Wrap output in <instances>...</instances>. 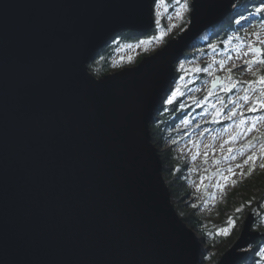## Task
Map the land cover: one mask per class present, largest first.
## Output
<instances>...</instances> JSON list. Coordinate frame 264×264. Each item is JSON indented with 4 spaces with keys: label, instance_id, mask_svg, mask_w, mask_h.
Returning <instances> with one entry per match:
<instances>
[{
    "label": "water",
    "instance_id": "1",
    "mask_svg": "<svg viewBox=\"0 0 264 264\" xmlns=\"http://www.w3.org/2000/svg\"><path fill=\"white\" fill-rule=\"evenodd\" d=\"M237 1L200 0L186 30L98 77L115 35L156 26L154 0H0V264L202 263L150 127L176 63ZM259 207L217 264L264 235Z\"/></svg>",
    "mask_w": 264,
    "mask_h": 264
},
{
    "label": "rangeland",
    "instance_id": "2",
    "mask_svg": "<svg viewBox=\"0 0 264 264\" xmlns=\"http://www.w3.org/2000/svg\"><path fill=\"white\" fill-rule=\"evenodd\" d=\"M178 10L179 6L174 0H164V3L155 4L154 6L156 20L154 33L141 36L136 34L139 32L125 31L121 34L120 36H123L119 38L122 41L121 48L118 47L115 51L117 53H114L116 60L113 58L115 63L112 69L119 68L118 66L122 65L125 67L136 65L143 57L162 48L166 44L165 40L167 38L171 39L173 34L180 31L182 33L186 30L190 15L185 16L184 21H181L176 15ZM157 12L159 15H157ZM258 15L254 10L249 11L243 16L247 19L241 20L240 23L235 22L237 29L232 31L227 39L213 43L217 45L216 51L209 56L201 54L200 51L198 54L184 58L175 65L176 72L181 71V76L178 77L164 101H166L167 106H170L167 100L171 93L179 87L183 95H178L173 103L179 101L186 108L192 107L193 103V110L190 109L188 116L187 114L184 115L179 123L166 131L168 135L172 132H178L175 138L164 139L160 144L154 142L162 157L164 154H170L173 159H177V162L174 161L175 163L173 162L171 165L173 168L166 173V178L175 189L173 198L180 215L187 211H194L195 214L202 216L208 223L214 222L219 225L220 206L226 204L233 191L239 188V181L242 182L241 184L244 187L253 189L260 187L259 173L264 171L259 167L260 164L264 163V151L261 150V146L264 145V111H248L251 102H254L255 97L260 94L259 85L256 86V91L248 93L250 101H244L237 98L243 97L245 95L244 89L249 86L247 84L238 85L231 92H225L224 88L228 86V81L223 79L229 75L228 69H232L231 75L237 81L255 80L258 75H264V65L254 64L249 70L244 64V60L252 59V56L251 54L248 56L243 55L244 52L248 51V41H256L257 39L253 33H259L260 39H264V19L260 20L262 23L259 25ZM239 19L240 17L236 21ZM172 25H175V27H172ZM161 32H166L162 40H155L148 45H139V41L159 36ZM238 32L244 33L238 35ZM130 36L133 38L128 39ZM216 39L221 38L213 34L211 27L198 37L200 43L193 42L186 50L192 51L200 47L204 48L206 44L212 43ZM229 39H231L230 43H224ZM142 55L143 57L140 59ZM238 55L241 57L240 59L236 58ZM220 61L225 62L223 68L220 67ZM126 64L129 65L126 66ZM181 64H184V69L180 68ZM209 65L211 67L207 72L192 71L196 67L208 68ZM123 68L121 67V69ZM121 69H117V71ZM217 75H221L222 80L225 82L222 86L212 89L211 81ZM209 89L213 92L211 96H208ZM233 100L242 107L236 109V116L232 119H226L225 117L229 111L235 107L232 103ZM196 101H199V103ZM213 105L216 108H213ZM200 106L206 108L197 112ZM216 109L221 110V116L214 121ZM241 111L243 112L244 123H241ZM256 117L261 119L255 121V127L253 128L252 122ZM184 121H189V123L185 124ZM249 128H252V130L248 131ZM250 141L252 147L248 148L246 145ZM230 149L231 151H229ZM252 155H255L257 159L245 164L244 161ZM253 163L256 167L249 175L248 170ZM238 165L242 167H237ZM229 169H232V171L230 172ZM241 173H244V175H241ZM217 184H220L221 187H217ZM262 205L264 207V202L261 203L259 210L262 209ZM238 208L243 209L244 206ZM259 213L258 211V215ZM231 217L233 218V216ZM263 219L264 216H262ZM235 220L236 225L230 230L229 235L234 234L233 232L239 228L238 220ZM218 233L220 232L218 231ZM262 256L264 257V255Z\"/></svg>",
    "mask_w": 264,
    "mask_h": 264
},
{
    "label": "trees",
    "instance_id": "3",
    "mask_svg": "<svg viewBox=\"0 0 264 264\" xmlns=\"http://www.w3.org/2000/svg\"><path fill=\"white\" fill-rule=\"evenodd\" d=\"M262 0H238L235 3V7H233V11L231 14H229L223 21H221L219 24L214 25L212 27L213 34L218 35L221 39H216L212 41V43L206 44L203 47L194 49L192 51L186 50L181 57V60L184 58H188L193 56V54H198L201 51V54H204L205 56H209L214 51H216L213 48H210L209 45L213 44L217 41L225 40L227 39L228 35L237 29L235 22L238 17L245 16L249 11H253L256 7L260 5ZM264 19V13H261L258 15V21L259 25L262 23L260 20ZM189 23V22H188ZM188 23L186 26H188ZM256 25V24H255ZM155 27L146 33H134L140 34L141 36H147L155 32ZM125 31L119 32L117 35L114 36V38L108 43L107 46L102 48L96 58L89 64L90 71L95 74L98 77H102L108 73H112L117 71V69H121V67L125 66H118L119 68L112 69L114 65V53L116 49L120 47V44L122 41L119 40L121 34H123ZM249 32V31H248ZM247 32V33H248ZM180 32H177L176 34H173L172 37L178 36ZM244 32H238V35L243 34ZM119 36V37H118ZM126 38V37H125ZM133 37H128V39H132ZM119 40V41H118ZM168 38L165 40V43L168 42ZM164 43V44H165ZM194 43H200L198 39L194 41ZM221 46V45H219ZM204 49V50H203ZM203 55V56H204ZM143 57V55L140 57V59ZM114 58V59H113ZM116 60V59H115ZM121 60V59H118ZM142 60V59H141ZM140 60V61H141ZM139 63V62H138ZM129 64H126V66ZM181 76V71L177 72L176 80L178 77ZM175 80V82H176ZM174 82V83H175ZM170 87L169 91L166 93L169 94L171 89L174 86ZM165 95V99H166ZM164 99V100H165ZM164 101L161 105V107L157 110V115L154 118V120L151 123V132L153 136V141L160 144L164 141V139H171L175 138L176 134L178 132H172L168 135L166 131L170 128L176 125V123H179L184 115L187 114V116L190 114L189 112L193 110V103L192 107L186 108L181 107V103L179 101L171 103L170 106H167V104ZM182 109H181V108ZM168 108V110H167ZM170 108V110H169ZM206 107L200 106L197 109V112L200 110H205ZM191 109V110H190ZM163 164H164V177L170 186L171 194L173 195L175 189L172 187L171 182L166 178V173L169 172L173 167L171 165L173 162H177V159H173L172 155L170 154H164L162 157ZM174 162V163H175ZM259 180L260 187L258 186V189L256 188H248L244 187L239 181V188L235 189L233 193L231 194L230 198L227 199L226 204H222L220 206V219H219V225L211 222L208 223L202 216H199L198 214H195L194 211H187L184 212L183 215H181L182 219L187 222L189 226H191L199 235V240L202 243V255H201V264H217L220 260L222 254L232 245V243L237 239V237L240 234L241 228L243 226L244 220L250 211L251 208H253L257 203L261 206V203L264 202V171H260L259 173ZM242 185V186H241ZM173 199V197H172ZM173 201V200H172ZM244 206L242 211L240 213L236 212V209L239 206ZM259 215L257 216V219L254 222L253 229L256 231H261L264 233V219L262 220V216H264V207L262 205V209L259 210ZM233 216V218L238 220L239 228L235 230L234 234H228V235H221L218 233L219 229L222 227L227 226L228 219ZM242 219V220H241ZM219 228V229H218ZM249 253L243 257L237 264H263L264 257L261 253L264 252V235L260 238H257L252 244L249 246Z\"/></svg>",
    "mask_w": 264,
    "mask_h": 264
},
{
    "label": "snow or ice",
    "instance_id": "4",
    "mask_svg": "<svg viewBox=\"0 0 264 264\" xmlns=\"http://www.w3.org/2000/svg\"><path fill=\"white\" fill-rule=\"evenodd\" d=\"M174 2L179 6V10L177 11L176 15L178 18L181 19V21H184L185 16L188 15H194V11L196 9V7L198 6V4L200 3V0H174ZM155 4H160V3H164V0H154ZM236 5L233 4L232 7H235ZM254 12L256 14H261L264 13V0H262V2L260 3V5L258 7H256L254 9ZM157 15H159V13L157 12ZM247 19V17H240L239 20L236 21V23H240L241 20H245ZM190 22V21H189ZM157 23H159V21H157ZM172 27H175V25H172ZM164 35H166V32H161L159 34V36H153L149 39H145V40H141L139 41V45H148L150 43H152L155 40H162ZM253 35H255L257 37L256 41H248V51L244 52L243 55L244 56H248L249 54H251L252 59H248V60H244V64L248 67L249 70H251L252 66L254 64H261L264 65V39H260V34L259 33H253ZM233 38H238V37H233ZM231 39L224 41V43H230ZM129 47H131L129 45ZM210 48L215 49L217 47V45L215 44H210L209 45ZM237 59H240L241 57L238 55L236 57ZM131 59V58H129ZM220 67L223 68L224 67V61H220ZM184 64L180 65L181 69H184ZM211 67V65H209L208 68H199L196 67L194 69H192V71L194 72H200V71H209V68ZM229 75L223 79L228 81V86L224 88L225 92H231L232 89L236 88L238 85H243V84H247L249 87L245 88V95L243 97H238L237 99H242L244 101H250V96H249V92L250 91H256L257 88L256 86L259 85V95L255 97V101L251 102L250 107L248 108L249 112H256V111H264V75H258V78L255 80H250V81H237L234 80L231 72L232 69H228ZM221 77H215L211 83L212 86L215 87L217 85V83L219 81H221ZM197 91H199V89H197ZM178 95H183V93L181 92L180 88L177 87L169 96L167 103L171 104L173 103V101L177 98ZM213 95V92L211 89L208 90V96ZM195 100V98H193ZM205 99H207V97H205ZM197 103H199V101H196ZM221 103H223V101H221ZM232 103L235 105V107L229 111V113L227 114V116L225 117L226 119H232L234 116L237 115V111L236 109L241 108L242 106L240 104H238L235 100L232 101ZM257 105H259V107H257ZM181 107H183V105H181ZM213 108H216L215 105H213ZM221 116V110L220 109H216L215 111V115H214V121L217 117ZM240 116H241V123H244V118H243V112H240ZM261 119L260 117H256L253 119L252 122V127H255V121ZM185 124L189 123V121H184ZM252 128H249L248 131H251ZM246 147L251 148L252 147V142L250 141ZM261 150L264 151V145L261 146ZM231 151V149L229 150ZM257 159V157L255 155L249 156L247 160L244 161L245 164L249 163V161H255ZM237 167H242L240 165H238ZM256 165L253 163L252 167L249 168L248 170V174L250 175L252 173V171H254ZM260 168L264 169V163L259 165ZM229 171L231 172L232 169H229ZM241 175H244V173H241ZM227 179V178H225ZM233 183H235V181H233ZM217 187H221L220 184L216 185ZM242 211V209L237 208L236 212L240 213ZM236 225V220L232 217L229 218L228 220V225L225 228H221L219 229V232L221 235H228L230 233V230ZM262 255H264V253H261Z\"/></svg>",
    "mask_w": 264,
    "mask_h": 264
},
{
    "label": "bare ground",
    "instance_id": "5",
    "mask_svg": "<svg viewBox=\"0 0 264 264\" xmlns=\"http://www.w3.org/2000/svg\"><path fill=\"white\" fill-rule=\"evenodd\" d=\"M246 219V218H245ZM245 221V220H244ZM244 224V223H243ZM254 225V224H253ZM252 229H253V226H252ZM254 230V229H253ZM254 231H256V230H254Z\"/></svg>",
    "mask_w": 264,
    "mask_h": 264
}]
</instances>
